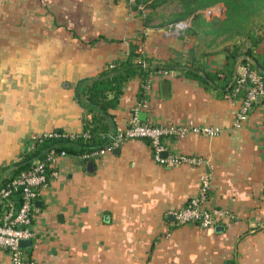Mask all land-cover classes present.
<instances>
[{
	"label": "crops",
	"instance_id": "crops-1",
	"mask_svg": "<svg viewBox=\"0 0 264 264\" xmlns=\"http://www.w3.org/2000/svg\"><path fill=\"white\" fill-rule=\"evenodd\" d=\"M135 6L134 0H0V168L35 136L54 129L81 133L87 114L75 86L126 56L130 43L154 61L196 59L209 72L225 67L226 46L242 44L239 37L204 34L193 14L181 19L189 20L183 35H168L169 27L155 25ZM196 13L207 24L223 19L225 6ZM243 50L240 45L237 52ZM253 53L264 64V39ZM148 83L142 101L141 79L126 83L112 111L116 127L125 128L134 109L141 122L220 126L214 137L163 140L166 152L205 162L157 163L144 139L125 140L93 160L55 159L57 177L37 199L35 236L24 255L43 264H264V102L256 101L232 128L240 106L232 92L208 88L181 70L153 74ZM203 173L210 178L205 206L226 209L232 218L210 228L173 226L168 212L197 194ZM0 264H11L4 250Z\"/></svg>",
	"mask_w": 264,
	"mask_h": 264
},
{
	"label": "trees",
	"instance_id": "trees-1",
	"mask_svg": "<svg viewBox=\"0 0 264 264\" xmlns=\"http://www.w3.org/2000/svg\"><path fill=\"white\" fill-rule=\"evenodd\" d=\"M168 1L171 0H134V3L144 10H154ZM177 3L181 11L175 15L173 22L193 14L197 26L203 27L204 34L216 32L218 37L224 36L226 40L239 37L242 41L239 47L243 45L244 50L237 52L238 45L226 46L225 67L209 72L196 59L187 60L184 64L175 59L154 61L152 57L141 52L139 44L130 43L126 56L112 61L94 77L84 79L75 86L76 99L87 114L83 117V131L71 134L54 129L47 135L38 136L33 149L24 151L21 160L12 161L0 168V185L29 168L35 158H41L51 149L65 151L67 154L86 155L109 144L110 136L116 133L112 111L118 105L126 83L136 76L141 79L138 89V98L141 101L146 98L144 86L149 82L150 76L171 70H181L185 76L204 86L227 94L232 92L237 74L235 65L238 62L239 65L249 64L256 69L264 84V64L253 53L254 47L264 39L259 34L264 31V0H177ZM218 3L225 6V17L207 24L201 21L200 14L196 12ZM147 13V20H151L150 11ZM191 32L197 35L194 29ZM140 38L143 39L144 36L141 35ZM240 95L241 93L237 96Z\"/></svg>",
	"mask_w": 264,
	"mask_h": 264
},
{
	"label": "built area",
	"instance_id": "built-area-1",
	"mask_svg": "<svg viewBox=\"0 0 264 264\" xmlns=\"http://www.w3.org/2000/svg\"><path fill=\"white\" fill-rule=\"evenodd\" d=\"M189 26V20H179L169 26L168 35H183ZM232 94L240 95V106L235 113L232 128L240 127L242 121L252 109L258 96L264 102V84L258 71L249 66L241 65L236 71ZM164 74L167 72L164 71ZM149 86L147 83L144 89ZM130 123L123 129L116 127V133L111 135L109 144L93 151L83 157L99 158L100 156L117 148L123 141L128 139L147 140L152 148L153 159L160 164L180 165L188 164L200 166L205 161L201 157L185 154L168 153L162 157L161 153L166 152L163 140L172 137H183L187 133H196L202 136L214 137L223 132V128L217 125H192V124H154L141 122L137 119V109ZM48 133L42 134L47 135ZM41 136V135H38ZM26 151L33 149L35 140ZM65 151L49 150L41 158H35L29 168L13 176L5 184L0 185V250L10 255L11 264H43L34 259L27 258L23 249L19 247L21 240L32 239L35 232L32 228L34 213L37 210L36 200L41 190L47 186L51 179L57 177V171L53 168V162L59 157H64ZM22 153L14 161H19ZM210 190V178L203 173L200 176L198 192L191 197L186 204L171 209L168 214L173 226H180L186 223H197L202 228L215 227L227 222L232 218L229 211L223 208L206 207Z\"/></svg>",
	"mask_w": 264,
	"mask_h": 264
},
{
	"label": "rangeland",
	"instance_id": "rangeland-1",
	"mask_svg": "<svg viewBox=\"0 0 264 264\" xmlns=\"http://www.w3.org/2000/svg\"><path fill=\"white\" fill-rule=\"evenodd\" d=\"M146 11H150L149 14H150L151 21L155 25L165 26L166 28H168L171 24L175 22V21L173 22V20L176 19L175 15L178 14L181 11V9H180V5L177 3V0H171L157 7L154 10L146 9ZM201 39L203 41H199L200 44H205L204 39L203 38Z\"/></svg>",
	"mask_w": 264,
	"mask_h": 264
},
{
	"label": "water",
	"instance_id": "water-1",
	"mask_svg": "<svg viewBox=\"0 0 264 264\" xmlns=\"http://www.w3.org/2000/svg\"><path fill=\"white\" fill-rule=\"evenodd\" d=\"M134 8H135V9H138V6H135ZM138 10H139V12H142L141 9H138ZM237 67H238V62H237L236 65H235V71L237 70ZM160 86H161L162 94H163V95H166V93H167V95H168L169 86H170V81L167 80V79H164V80L161 81ZM258 100H259V101L261 100V96H258V97H257L256 101H258ZM117 149H119V148L117 147V148L113 149V151H115V150H117ZM161 156H162V157H166V156H167V152H162V153H161ZM39 205H40V200H37V201H36V206H39ZM219 228L222 229L221 226H217V227H216V229H219ZM30 245H31V240H30V239H28V240H21V241L19 242V247H21V248H26V247H28V246H30Z\"/></svg>",
	"mask_w": 264,
	"mask_h": 264
}]
</instances>
